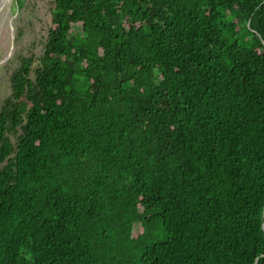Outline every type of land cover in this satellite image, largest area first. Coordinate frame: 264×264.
<instances>
[{"label":"trees","instance_id":"16d2710c","mask_svg":"<svg viewBox=\"0 0 264 264\" xmlns=\"http://www.w3.org/2000/svg\"><path fill=\"white\" fill-rule=\"evenodd\" d=\"M51 17L1 103L0 264H264V0Z\"/></svg>","mask_w":264,"mask_h":264},{"label":"rangeland","instance_id":"374dc122","mask_svg":"<svg viewBox=\"0 0 264 264\" xmlns=\"http://www.w3.org/2000/svg\"><path fill=\"white\" fill-rule=\"evenodd\" d=\"M53 1L25 0L19 10L16 0H11L0 9V109L11 92L9 78L16 68L17 57L42 54Z\"/></svg>","mask_w":264,"mask_h":264},{"label":"bare ground","instance_id":"6f19581e","mask_svg":"<svg viewBox=\"0 0 264 264\" xmlns=\"http://www.w3.org/2000/svg\"><path fill=\"white\" fill-rule=\"evenodd\" d=\"M8 2H11V0H2L0 3V9L2 8V6Z\"/></svg>","mask_w":264,"mask_h":264},{"label":"water","instance_id":"95a60500","mask_svg":"<svg viewBox=\"0 0 264 264\" xmlns=\"http://www.w3.org/2000/svg\"><path fill=\"white\" fill-rule=\"evenodd\" d=\"M2 0H0V3H1Z\"/></svg>","mask_w":264,"mask_h":264}]
</instances>
